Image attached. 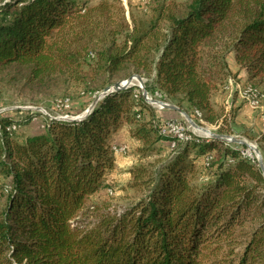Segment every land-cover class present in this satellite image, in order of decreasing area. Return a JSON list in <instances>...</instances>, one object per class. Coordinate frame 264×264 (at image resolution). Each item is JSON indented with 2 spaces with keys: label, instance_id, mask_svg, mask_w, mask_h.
Wrapping results in <instances>:
<instances>
[{
  "label": "trees",
  "instance_id": "trees-1",
  "mask_svg": "<svg viewBox=\"0 0 264 264\" xmlns=\"http://www.w3.org/2000/svg\"><path fill=\"white\" fill-rule=\"evenodd\" d=\"M116 1L0 0V71L24 65L33 84L69 72L91 91L138 73L231 132L215 98H227L232 52L264 83V0H156L130 20ZM136 88L110 92L80 120L47 117L21 138L42 114L0 113V264H264L258 161L243 145L140 122L156 110ZM124 122L143 158L162 141L169 153L134 167L140 195L109 211L93 196L107 185L112 134Z\"/></svg>",
  "mask_w": 264,
  "mask_h": 264
},
{
  "label": "rangeland",
  "instance_id": "rangeland-1",
  "mask_svg": "<svg viewBox=\"0 0 264 264\" xmlns=\"http://www.w3.org/2000/svg\"><path fill=\"white\" fill-rule=\"evenodd\" d=\"M78 1L81 2L83 0ZM88 1L90 4H95L100 0ZM110 1L117 2L116 0ZM118 1L124 6L126 17L130 20L131 15L141 17L150 14L151 8L154 6L156 0ZM175 1L186 2L187 0ZM230 58L231 61L229 62H231L235 69L234 64L236 60L233 52ZM233 74L234 75L228 80V87L226 90L227 98L225 99V96L220 97L219 95L215 98L216 109L218 112L227 115L225 123L227 128L231 129V132H219L217 125L206 122L200 118L201 115L194 114V112L189 113L177 104V100L174 101L167 98L160 92L155 93L152 81L147 77H142L144 89L150 96H153L157 100H163L178 105L182 110L188 112L198 125L212 132L232 134L236 138L246 140L248 144L256 146L264 162V98L263 95H260L258 103L254 105V107H251L248 104L251 102L245 93L246 88L249 86L256 87L261 94L264 93V83H259L258 79L249 80L248 75L244 74L242 69H235ZM27 75L28 68L24 65H14L0 71V113L3 112L17 118H24L32 111L42 114L33 119L28 125L22 126L17 133V136L20 138L29 133L43 130L44 121L47 117L61 119V117L72 118L83 114L107 87L106 86L101 91H91L87 89L88 85L84 84L83 80L78 79L76 75H72L69 72L57 74V77L48 80L44 84L29 83ZM124 79H119L117 81H122ZM139 84L140 82L134 79L133 85L130 86H137L135 91H142ZM149 104L156 111H154L152 115L144 112L141 119L142 121L140 122L154 124L161 128L162 132L171 131L176 135H180L183 133L182 130L169 128V125L174 121H182V129H184V132L190 131L194 134L208 137L203 130L191 126L187 118L177 110L161 108L155 103ZM244 105H248L249 108L248 110H244L245 112L243 115H240L239 109L241 110ZM239 115L241 117H238ZM134 127V124L124 122L119 130L113 132L111 149L114 156V166L112 170L105 173L106 187L102 188L93 196L94 200L104 202V207L109 211L123 209L129 200L140 195V193L131 186L133 183L132 169L134 167L139 164H147L148 161L156 160L169 153V147L164 145L169 143L162 141L157 144L158 147H156L152 153H148V156L143 158L144 155L141 154L143 142L133 136L131 128ZM230 143L234 144L236 147L243 145L244 152L258 161L257 153L249 145L237 142ZM113 146L116 147V150H114ZM197 165L201 171L200 176L205 177L206 172L203 169L205 162L201 160ZM5 184L6 178L0 175V195L3 194L2 192Z\"/></svg>",
  "mask_w": 264,
  "mask_h": 264
},
{
  "label": "water",
  "instance_id": "water-1",
  "mask_svg": "<svg viewBox=\"0 0 264 264\" xmlns=\"http://www.w3.org/2000/svg\"><path fill=\"white\" fill-rule=\"evenodd\" d=\"M134 79H137L140 82L139 85L142 88V93H143V95H144V97H145L147 102H149L151 104L155 103L158 106H160L161 108H169V109L177 110L178 112H180L181 114H183L187 118V121L191 124V126H193L194 128H198V129L203 130L207 134V136L218 138V139H223V140H226V141H229V142H237V143H240V144L249 145L257 153L258 163H259V166L261 167L262 172L264 174V162H263V159H262V157L260 155V152L256 148V146L248 144L246 142V140L236 138L232 134H219V133L212 132V131H210V130L198 125L191 118L190 114L188 112L182 110L178 105L170 103V102H167V101H163V100H157L153 96H150V94L144 89L143 77L140 74H138V73H135V74L131 75L130 77H128L127 79H124L122 81H117L111 86H107L103 90V92L100 94V96L88 107V109L83 114H81V115H79L77 117H72V118L61 117V119L62 120H80V119H83L89 113L92 112L93 108L95 107L96 103L98 102V100L100 98L104 97L105 95L109 94L112 91L120 90V89L126 88V87H128L130 85H133Z\"/></svg>",
  "mask_w": 264,
  "mask_h": 264
},
{
  "label": "bare ground",
  "instance_id": "bare-ground-1",
  "mask_svg": "<svg viewBox=\"0 0 264 264\" xmlns=\"http://www.w3.org/2000/svg\"><path fill=\"white\" fill-rule=\"evenodd\" d=\"M245 93L247 95V97L249 98L251 103H254V105H256L258 103L260 94L257 88L253 87V86H249L248 88H246ZM156 106V105H155ZM184 131L182 134L177 135L179 138H183V136H185Z\"/></svg>",
  "mask_w": 264,
  "mask_h": 264
},
{
  "label": "crops",
  "instance_id": "crops-1",
  "mask_svg": "<svg viewBox=\"0 0 264 264\" xmlns=\"http://www.w3.org/2000/svg\"><path fill=\"white\" fill-rule=\"evenodd\" d=\"M230 57H231V54L228 56V59H229L228 61H231V58H230ZM229 65H230V68H231L233 71H234L235 69H242V70L244 71V74L248 75V72H247L244 68H242L241 66H239L238 64H236V62H235V64H234V65H235V69H234V67L232 66L231 62H229ZM248 108H249L248 105H244V106L241 108V110L239 109V111H240L239 114H240V115H243L244 112H245L244 110H248ZM240 115H239L238 117H241Z\"/></svg>",
  "mask_w": 264,
  "mask_h": 264
},
{
  "label": "built area",
  "instance_id": "built-area-1",
  "mask_svg": "<svg viewBox=\"0 0 264 264\" xmlns=\"http://www.w3.org/2000/svg\"><path fill=\"white\" fill-rule=\"evenodd\" d=\"M248 103V102H247ZM251 107H254V103H248ZM260 110V109H259ZM169 128L172 129H177V130H182L184 131V129H182V121H174L172 123H170ZM185 138H189L184 136Z\"/></svg>",
  "mask_w": 264,
  "mask_h": 264
}]
</instances>
